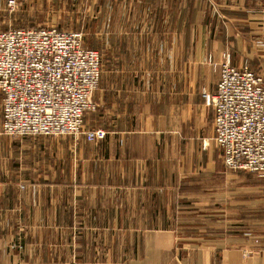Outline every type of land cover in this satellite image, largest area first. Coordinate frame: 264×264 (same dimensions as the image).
Returning a JSON list of instances; mask_svg holds the SVG:
<instances>
[{"label":"crops","instance_id":"1","mask_svg":"<svg viewBox=\"0 0 264 264\" xmlns=\"http://www.w3.org/2000/svg\"><path fill=\"white\" fill-rule=\"evenodd\" d=\"M8 1V26L74 16L106 136L8 137L0 94V264H264V179L224 167L203 97L226 56L264 76V0Z\"/></svg>","mask_w":264,"mask_h":264},{"label":"built area","instance_id":"2","mask_svg":"<svg viewBox=\"0 0 264 264\" xmlns=\"http://www.w3.org/2000/svg\"><path fill=\"white\" fill-rule=\"evenodd\" d=\"M7 7L14 11L16 1ZM100 76L101 57L84 45L81 32L54 26L0 31L2 134L104 140V130L84 128ZM203 97L214 113L211 140L224 167L264 179V76L233 67L226 56L215 93Z\"/></svg>","mask_w":264,"mask_h":264},{"label":"rangeland","instance_id":"3","mask_svg":"<svg viewBox=\"0 0 264 264\" xmlns=\"http://www.w3.org/2000/svg\"><path fill=\"white\" fill-rule=\"evenodd\" d=\"M9 10V9H8ZM12 13V12H11ZM20 24V23H19ZM64 26L62 27V30L64 29V30H66V31H75V30H73L72 28H74V16H72V17H70V18H65L64 19V21H63V23H62ZM48 26H52V24H41V25H37V26H27V25H17V24H13L12 23V25H10V26H8V22H6V23H1L0 22V30H5V29H7V28H11V29H18V28H22V29H30V28H36V27H48ZM54 26H56V25H54ZM57 27V26H56ZM61 27V26H60ZM72 27V28H71ZM58 28V27H57ZM59 29V28H58ZM61 30V29H60ZM6 31V30H5ZM77 32H81L82 34H83V42H84V45L86 46V47H88V48H91V49H93V50H95V51H97L98 53H99V55H100V57H101V70H102V64H103V58H102V55L100 54V52L97 50V49H95V48H92L91 47V43L88 41V40H86V35L82 32V31H77ZM205 102V101H204ZM96 109V108H95ZM88 114V113H87ZM88 119H86V121H87ZM86 129V128H85ZM86 130H89V129H86ZM92 130H97V129H92ZM102 130H104V129H102ZM105 131V130H104ZM60 137H62V136H57L56 138H60ZM209 144L217 151V153H218V155L221 157V155H220V153H219V150L215 147V145H214V143H213V141L212 140H210L209 141Z\"/></svg>","mask_w":264,"mask_h":264}]
</instances>
